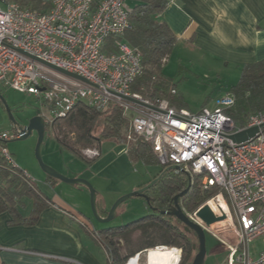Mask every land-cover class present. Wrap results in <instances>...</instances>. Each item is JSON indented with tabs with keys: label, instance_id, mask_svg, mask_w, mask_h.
I'll return each mask as SVG.
<instances>
[{
	"label": "built area",
	"instance_id": "obj_1",
	"mask_svg": "<svg viewBox=\"0 0 264 264\" xmlns=\"http://www.w3.org/2000/svg\"><path fill=\"white\" fill-rule=\"evenodd\" d=\"M128 1L101 0L94 7V0H52L49 11L39 12L0 0V84L42 101L46 124L66 118L81 102L116 104L125 116L133 113L129 141L143 139L161 165L179 166L200 177L203 190H220L204 205L217 217L225 215L228 226L223 231L239 240L238 247L230 248L228 264H264V252L254 260L249 248L264 238V115H253L239 127L226 114L234 105L231 94L218 100L214 110L193 114L166 99L150 101L132 93L131 84L143 69L140 53L122 41L115 43L114 52L106 51L110 38L132 28ZM251 128H259L254 138L231 140ZM10 138L0 133V157L17 168L6 148ZM203 206L187 216L201 223L197 212Z\"/></svg>",
	"mask_w": 264,
	"mask_h": 264
},
{
	"label": "trees",
	"instance_id": "obj_2",
	"mask_svg": "<svg viewBox=\"0 0 264 264\" xmlns=\"http://www.w3.org/2000/svg\"><path fill=\"white\" fill-rule=\"evenodd\" d=\"M27 10L47 12L51 8V1L46 0H8ZM136 7L130 11L131 30L120 37L107 41L108 53L114 52V45L122 41L135 48L142 59V73L131 84V92L141 95L146 100L166 99L167 87L160 84L164 63L172 53L176 38L169 28L156 20L167 6L165 0H136ZM100 0H94V7ZM175 90L171 91L172 93ZM234 105L226 110L237 126L244 127L253 115H264V60L243 66L241 78L231 90ZM171 106L182 109L176 101H170ZM133 113L124 115V110L116 104L107 107L102 105L89 106L78 104L64 119L53 124H46V132H50L61 153L67 152L78 159L91 164L97 157L87 158V150L100 151L103 142L113 140L127 147V154L132 162L144 164L158 163L151 145L139 137L128 140ZM99 156V155H97ZM173 165L163 166L161 179L153 187V192L161 200V210L167 211L168 203H173L176 196L188 189L181 199V208L186 215L195 213L206 202L215 198L220 190L211 188L203 190L201 178L183 171H166ZM49 181H57L47 176ZM23 197L34 200V210L30 221H38L41 212L49 207L48 199L36 189L33 181L27 178L25 172L18 166L14 168L0 157V214L9 212L15 218V223H21L16 212V206ZM228 201L227 197H225ZM215 207V206H214ZM220 211H222L220 209ZM100 212V211H99ZM107 211L100 212L106 217ZM178 231V230H177ZM139 232L138 243L133 236ZM140 238V239H139ZM123 240L126 248L125 255L116 246ZM97 241L111 253L109 264H127L140 254V264H146V252L159 247H176L175 242L187 245L188 254L180 264L193 261L192 242L189 235L175 232L173 226L163 215L159 217L147 216L120 227H106L98 231ZM177 242V243H178ZM161 243V244H159ZM146 246V247H145Z\"/></svg>",
	"mask_w": 264,
	"mask_h": 264
},
{
	"label": "rangeland",
	"instance_id": "obj_3",
	"mask_svg": "<svg viewBox=\"0 0 264 264\" xmlns=\"http://www.w3.org/2000/svg\"><path fill=\"white\" fill-rule=\"evenodd\" d=\"M242 69H238L235 65L228 66L218 59L188 56L180 46H175L167 62L164 63L160 84L167 87L166 100L176 101L184 109L198 114L205 108L214 110L218 100L230 95L232 88L238 84L241 78ZM173 89L175 91L172 93ZM0 92L19 123H27L29 119L36 116L37 111H44L43 102L33 95L15 91L2 84H0ZM0 133L12 137L6 142V148L13 156L15 163L33 179L37 190L45 192L52 200L70 202L78 208L86 206L85 212L88 215L92 214L90 192L86 187L69 186L61 181H56L54 182L55 188H52L46 182L47 175L41 169L35 156L38 143L37 133L34 132L29 139L16 140L14 137L17 135V131L14 130L1 103ZM97 153L99 157L91 164L77 159L70 153H61L50 132L46 133L42 150L46 165L65 177L88 181L100 196L106 198L110 208L121 197L149 185L158 172L163 169V165L160 163L132 162L127 154V147L113 140L103 142ZM88 156L96 155L89 153ZM230 207L234 223L238 225L237 217L231 205ZM215 210L219 213V209ZM149 214H151V210L145 200L133 197L119 207L116 219L108 225L124 226ZM165 219L168 220V217ZM93 221L100 226H106ZM223 229V224H221L213 230H205L208 236L205 264H228L230 248L238 247L239 240L236 234L225 233ZM138 237V235L135 236L134 241L137 242ZM124 244V241L119 244L116 242L119 250L126 248ZM139 245L141 244L137 242V246ZM165 248L175 250L180 258V249ZM249 248L251 257L254 260L258 259L264 252V238L255 239L250 243ZM125 253V251H121V255L124 256Z\"/></svg>",
	"mask_w": 264,
	"mask_h": 264
},
{
	"label": "crops",
	"instance_id": "obj_4",
	"mask_svg": "<svg viewBox=\"0 0 264 264\" xmlns=\"http://www.w3.org/2000/svg\"><path fill=\"white\" fill-rule=\"evenodd\" d=\"M165 1L167 6L156 20L169 28L175 46L188 56L218 59L238 69L264 60V0ZM137 3L129 0V9ZM91 151L99 152L85 151L89 159L94 158L88 156ZM46 182L55 188L54 181ZM43 193L50 205L34 224H26L34 210V200L29 197L16 206L21 223H15L9 212L0 214V264H109L111 253L97 241L98 231L120 226L95 224L93 214L85 212L86 206L78 208ZM98 208L100 212L110 210L99 194ZM137 235L139 232L133 238ZM140 256L134 257L136 264H140Z\"/></svg>",
	"mask_w": 264,
	"mask_h": 264
},
{
	"label": "water",
	"instance_id": "obj_5",
	"mask_svg": "<svg viewBox=\"0 0 264 264\" xmlns=\"http://www.w3.org/2000/svg\"><path fill=\"white\" fill-rule=\"evenodd\" d=\"M62 72H64V71H62ZM64 73L69 75V76H72V77H77L75 75H71V74L66 73V72H64ZM123 99L130 101L132 103L141 104L140 102H137L136 100H133L131 98L123 97ZM0 103H1L2 107L5 109L6 113L8 114L14 130L17 131L18 137L16 138V140L23 141V140H26V139H29L30 137H32L34 132L37 133L38 143H37L36 150H35V156H36V159H37L41 169L43 170V172L47 176H49V177H51L57 181H61V182L65 183L69 186H84L89 190L92 214H93V217L97 223L107 225V224H110L111 222H113L117 217V211H118L119 207L123 203H125L127 200H129L133 197L143 198V199H145V201L148 205L151 204V199L146 195V192L151 190L157 184V182L160 180L159 178L156 180H153L149 185L141 188L140 190L135 191L131 194L125 195V196L121 197L120 199H118L116 201V203L108 211L107 216L102 217L100 212H99V208H98V192L94 189V187L88 181L83 180V179H78V178L65 177L64 175L60 174L59 172H57L56 170H54L53 168H51L45 164V162L43 160L42 150H43V145H44V141H45V137H46V133H47L46 132L47 126H46V122H45L44 118L41 115V111H37L36 116L29 119L27 121V123L25 125H23V124L18 123L16 121V119L13 115L12 109L7 104L6 100L2 96L1 92H0ZM258 133H259V128H251V129L245 130L241 133H238L236 135H233L230 138L235 143H244V142H247L248 140L254 138ZM171 170L183 171V169L179 166H172V167L168 168L166 171L168 172ZM187 192H188V189L186 191H184L182 194H180L174 198L175 206L173 208H171L170 211H168V212L164 211V212H161L160 214L163 216L168 215L171 217H175L177 220H179L185 226V229L187 231L193 230L198 235L199 252L195 256L192 264H205V260H206V256H207V246H206L207 240H206L205 230L206 229L213 230V229L221 226V224H223V227H226V226H228V221H227V217L225 215H223L222 217H217L215 215V213L211 210L209 205H204L197 212V217L199 218L201 223H197V222L192 221L185 214V212L182 210V208L180 207V205L178 203L179 198L184 196ZM222 221H225V222L223 223Z\"/></svg>",
	"mask_w": 264,
	"mask_h": 264
},
{
	"label": "flooded vegetation",
	"instance_id": "obj_6",
	"mask_svg": "<svg viewBox=\"0 0 264 264\" xmlns=\"http://www.w3.org/2000/svg\"><path fill=\"white\" fill-rule=\"evenodd\" d=\"M4 109V108H3ZM5 110V109H4ZM14 115V114H13ZM17 121V120H16ZM18 122V121H17ZM19 123V122H18ZM21 124H26V123H21ZM161 179V172L159 171L158 172V174H157V176H155L154 177V179L153 180H156V179ZM143 187H145V186H143ZM142 187V188H143ZM153 190V188L151 189V190H149V191H147L146 192V195L151 199V204L150 205H148L147 203V206L149 207V209L151 210V214H149L148 216H155V217H159V216H161V212H162V206H161V200H158V198L155 196V194H154V192L152 191ZM186 191V190H185ZM180 194H182V193H180ZM187 194V193H186ZM185 194V195H186ZM184 195V196H185ZM184 196H182V197H180L179 198V200H178V203H179V205H181L180 203V201H181V199L184 197ZM145 200V199H144ZM146 202V201H145ZM175 206V201L173 200V203H168V206H167V212L168 211H170L171 210V208H173ZM181 207V206H180ZM164 212V211H163ZM107 216V215H106ZM145 217H147V216H145ZM164 217H168V220H167V222H169L172 226H173V228H174V231L175 232H183V233H186L187 235H189V239L191 240V242H192V253L194 254V258H195V256L198 254V252H199V239H198V235L192 230V231H187L186 229H185V226L179 221V220H177L175 217H171V216H168V215H165ZM169 219H170V221H169ZM106 226H108V225H106ZM178 230V231H177ZM206 240H207V242H208V236H207V233H206ZM178 242V241H177ZM175 242L176 244V247L175 248H178V249H180V258H179V261H178V263L177 264H180L181 263V261L184 259V257H185V255H187L188 254V252H187V245L185 244V243H183V242ZM207 242H206V246H207ZM194 258L192 259L193 261H194ZM133 259V258H132ZM131 260V259H130ZM193 261H191V262H188L187 264H192L193 263Z\"/></svg>",
	"mask_w": 264,
	"mask_h": 264
},
{
	"label": "bare ground",
	"instance_id": "obj_7",
	"mask_svg": "<svg viewBox=\"0 0 264 264\" xmlns=\"http://www.w3.org/2000/svg\"><path fill=\"white\" fill-rule=\"evenodd\" d=\"M225 206V203H222ZM221 209L220 206L214 207ZM149 264H177L179 261L177 252L168 248H157L149 251ZM128 264H136V258L129 261Z\"/></svg>",
	"mask_w": 264,
	"mask_h": 264
}]
</instances>
